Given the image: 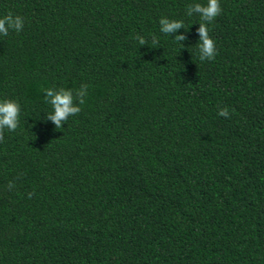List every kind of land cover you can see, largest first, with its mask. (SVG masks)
I'll list each match as a JSON object with an SVG mask.
<instances>
[{"label": "trees", "instance_id": "obj_1", "mask_svg": "<svg viewBox=\"0 0 264 264\" xmlns=\"http://www.w3.org/2000/svg\"><path fill=\"white\" fill-rule=\"evenodd\" d=\"M197 2L0 0L24 18L0 35V99L21 105L0 141V264H264V0H220L203 62ZM81 85L56 129L44 89Z\"/></svg>", "mask_w": 264, "mask_h": 264}, {"label": "clouds", "instance_id": "obj_2", "mask_svg": "<svg viewBox=\"0 0 264 264\" xmlns=\"http://www.w3.org/2000/svg\"><path fill=\"white\" fill-rule=\"evenodd\" d=\"M223 9L220 0H207L206 4L194 3L189 4L186 9V15L192 17L193 15L199 16L200 23L196 29L199 42L197 43V50L200 61L214 60L217 55V48L214 39L209 34L208 25L212 23ZM160 31L165 35L172 36L173 33L178 32L179 29L185 28L184 22L178 19H170L168 17H161L159 20ZM24 27V18L20 15H14L12 12L7 13L0 18V35L7 36L9 30L20 32ZM186 29V28H185ZM188 37L184 34L175 36V41L181 43ZM135 39L139 45H149L144 36L137 35ZM159 44L157 37L153 36L151 39L150 47ZM87 85H81L79 89L73 92L72 89L65 88H47L45 92V102L49 104L52 111L48 113L45 120H50L54 123L56 129H62L64 123L68 121L70 116L80 113L81 105L85 103L87 96ZM21 113V105L18 101L13 99H0V141L4 139V130L15 131L19 127V118ZM218 115L230 118V112L227 107L219 108ZM13 182H9L8 188L11 190L14 187ZM31 198L34 193H29Z\"/></svg>", "mask_w": 264, "mask_h": 264}]
</instances>
